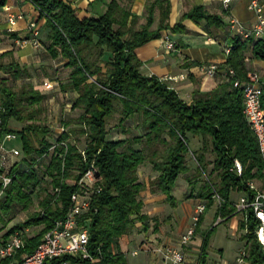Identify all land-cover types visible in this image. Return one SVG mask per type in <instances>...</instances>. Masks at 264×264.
I'll list each match as a JSON object with an SVG mask.
<instances>
[{
    "label": "trees",
    "instance_id": "16d2710c",
    "mask_svg": "<svg viewBox=\"0 0 264 264\" xmlns=\"http://www.w3.org/2000/svg\"><path fill=\"white\" fill-rule=\"evenodd\" d=\"M5 1L0 0V7ZM134 2L92 0L89 2L91 13L79 16L68 0H31L38 20H44L45 40L41 48L52 59L64 60L70 69L61 87L76 93L71 108L80 113L60 120L64 127L61 134L52 133L45 116L47 95L32 83L14 90L0 77V140L11 131V121L21 125L17 131L20 159L11 167L12 182L0 195V238L22 231L23 252H31L52 222L65 215L70 195L78 189V179L94 164L99 176L95 185L98 191L89 190L90 207L79 218V225L89 232L91 258L70 257L69 262L126 264L119 248L120 238L136 230L138 225L144 233L149 229V218L140 196L145 185L138 170L150 165L154 172L148 180L150 191L163 193L166 202L175 206L171 190L177 177L188 173L187 161L193 159L188 136L199 137L201 141L196 157L191 152L197 170L205 173L206 166L212 164L209 175L215 178L214 183L207 177L197 193L196 197L205 200V206L195 223V232L206 209L213 204L215 193L219 197L216 214L227 221L234 211L232 192L247 191L249 180L259 184L260 190L264 189V161L242 112V88L233 87L232 79L222 78L213 90L194 89L191 100L185 101L166 80L141 74L142 63L135 54L137 47L160 38L163 30L173 34L186 31L185 20L205 21L209 27H219L224 25L222 17L197 4L170 26L171 0H146L145 22L135 28L141 15L133 11ZM7 35L16 36L15 33ZM229 40L226 67L235 71L234 79L243 81L248 71L247 52L252 58L264 61V39H246L232 32ZM12 55L10 49L1 52L0 58ZM0 72L12 80L30 77L26 65L13 57L8 63L0 60ZM114 117L116 122L112 128L123 135L117 139L108 136V122ZM131 127L138 133L134 134ZM82 136L84 145L80 149ZM54 139L56 146L49 152ZM62 141H66L63 159L59 156L64 152ZM208 153L213 157L209 162L206 161ZM44 154V158L36 161ZM234 159L242 165L239 176L229 170ZM188 182L192 194L195 184ZM55 188L59 191L54 192ZM83 190L84 187H79V193ZM19 212H26V218L7 228ZM257 223L248 211L238 224L245 231L242 240L248 264H264V254L255 238ZM213 228L202 240L199 264L205 263L207 239ZM0 264H8V260L2 259Z\"/></svg>",
    "mask_w": 264,
    "mask_h": 264
},
{
    "label": "built area",
    "instance_id": "2783aa9c",
    "mask_svg": "<svg viewBox=\"0 0 264 264\" xmlns=\"http://www.w3.org/2000/svg\"><path fill=\"white\" fill-rule=\"evenodd\" d=\"M19 1L29 3L31 0H6L5 4L0 7L6 13V22L8 27L6 33H14L17 31V22L23 19L22 12H13V4ZM224 7H228L230 0H221ZM248 9L254 13V24L250 28L244 27L236 20H232L230 28L243 38H262L264 39V6L259 0H249ZM25 33L13 38V45L19 48L30 46L33 49L41 48L40 41V25L37 19H28L24 27ZM165 47L169 51L175 50V43L171 40L168 32L162 34ZM230 46H225L224 53L227 55ZM198 71L204 77H214L221 72L222 78L232 79L233 87L242 88V104L243 115L247 125L256 137L259 152L264 161V72L257 70H249L246 73L245 80L235 78V71L230 67L221 68L218 64H203L198 66ZM187 75L180 73L176 76L160 77L166 81H176L184 79ZM44 88L51 89L55 86L53 82L45 80ZM1 110V105H0ZM10 128V127H9ZM11 131L5 133L0 140V195L3 190L12 182L14 175L11 174V167L19 161L21 150L17 147L6 146L9 140L18 138L17 131L20 130L10 128ZM64 127L58 128L55 134H61ZM56 137V136H55ZM57 138V137H56ZM53 145L49 152L56 146V139L52 140ZM64 147V152L59 156L64 157L66 151V141L60 143ZM191 154L193 160L194 156ZM46 154L37 157L36 161L44 158ZM236 175H241L242 165L238 159L233 160V164L229 169ZM99 181L97 169L94 164L84 171L80 179L77 181L78 189L70 195L69 205L62 218L55 219L51 228L43 234L39 243L31 252H23V232L15 231L7 238H0V260L7 259L8 264H70V257H79L81 259L91 258L88 252V229L79 225L81 214L88 211L90 207V189H95L96 183ZM79 187H84L82 193H79ZM247 191H241L239 197L233 201V216L240 214L243 219L246 218L248 211H251L258 221L255 229V238L260 245V249L264 254V190H260L253 180L246 182ZM88 190V191H87ZM59 188H55L54 192H58ZM252 191V195L249 193ZM214 199L219 204V197L215 193ZM204 204L197 205L192 217V222L178 236L175 243L164 244L154 250L160 256L163 264H199L193 261L186 252V247L190 244L195 234V223L199 214L204 210ZM225 220L220 215L215 217V223L218 224ZM24 232H28L25 229ZM68 257V259H64ZM246 251L242 249L235 258L234 264H248L246 261Z\"/></svg>",
    "mask_w": 264,
    "mask_h": 264
},
{
    "label": "crops",
    "instance_id": "0c3cea01",
    "mask_svg": "<svg viewBox=\"0 0 264 264\" xmlns=\"http://www.w3.org/2000/svg\"><path fill=\"white\" fill-rule=\"evenodd\" d=\"M91 1L79 0V16H87L91 13V6L89 5ZM145 1L135 0L132 8L137 15H142L141 11ZM259 1L264 6V0ZM248 3L249 0H230L228 7L225 8L221 0H171L168 20L170 26L177 23L184 12H187L197 4L202 5L211 14L220 15L224 25L209 27L205 24V21L194 23L190 20H185L183 24L187 29L186 31L169 34L171 40L175 43L174 51L166 49L162 34L168 31L163 30L160 38L151 40L135 49V54L142 63L140 67L141 74L145 76L166 77L185 73L187 76L184 79L172 82V87L177 91L180 98L185 101H187L186 97L191 100V94L194 89H198L201 92L213 90L220 81L224 80L222 79L221 72H218L214 77H204L198 71V66L213 63L218 64L221 68L227 66V55L224 53V48L230 45L229 37L234 32L230 28L231 21L236 20L246 28H250L254 24V13L248 9ZM12 6L13 12L17 13L20 11L23 13V19L17 22V31L14 32L16 36L23 35L25 33L24 27L26 21L31 18L37 19L38 13L29 3L23 1L14 3ZM72 6L75 7L74 5ZM0 14L1 25L6 22V13L0 8ZM38 23L41 30L42 24L40 20H38ZM7 27L8 24L5 28H0V32L6 34ZM154 27L155 24L153 25ZM245 64L248 71L257 70L258 72H264V61L252 58L250 52L246 54ZM109 137L117 139L123 137V135L116 129ZM143 168L154 176L150 165L141 167V169ZM138 176L146 184L140 196L144 203V212L149 218V229L144 233L140 231V225H138L136 230L120 238L119 248L125 255L126 264H163L160 256L154 250L164 244L175 243L178 236L191 224L196 206L205 204L204 199L196 197L202 186H200L201 183L197 182L192 194L188 193L191 209L186 216L181 217L170 211L163 193L159 191L151 192L149 190L148 181L144 179L143 171L141 174L138 172ZM185 180L187 181V179ZM233 195H236V197H233ZM239 195L240 192H232L230 200L233 202ZM212 205L215 206L216 210L214 211L215 218L218 202L214 200ZM214 218L212 226L214 225ZM201 224L195 232L194 237L199 234ZM154 226L156 227L155 231H153ZM231 228L237 233V220L231 223ZM200 250L201 246L194 247L191 243L186 247L188 256L195 262L198 261ZM239 252H237L236 256ZM235 258L229 262H221L219 260L213 261L210 264H234ZM204 264H209V261L205 260Z\"/></svg>",
    "mask_w": 264,
    "mask_h": 264
},
{
    "label": "rangeland",
    "instance_id": "374dc122",
    "mask_svg": "<svg viewBox=\"0 0 264 264\" xmlns=\"http://www.w3.org/2000/svg\"><path fill=\"white\" fill-rule=\"evenodd\" d=\"M68 1L75 6L79 15V0H68ZM134 3L132 4V7ZM102 8L100 7L101 10ZM141 13H142L141 18L138 20L137 24L135 25V28H138L140 24L145 22L144 7ZM39 20L40 23L42 24L40 41L43 45V41L45 40V31L43 28L44 20L43 19H39ZM6 26L7 23L5 22L0 25V28H5ZM168 33L170 34L169 31ZM0 38H1L0 53L12 49L13 51L12 57L15 60H17L21 65H26L28 73L30 74L29 78L22 77L18 80H12V78L8 74H3L0 72V77L3 78L6 81V83L9 86H11L14 90H18L24 84L32 83L35 89H38L39 91L47 95V98L44 101V106L46 108L45 116L47 118V124L49 125L52 133L58 131V128L62 126V122L60 120L67 119L69 117H73V118L77 117L80 111L78 109L71 108L72 102L77 97L76 93L70 91V89L63 90L61 87L62 85L61 83L64 84L66 82V79L70 72V69L65 66V61L59 58L52 59L47 54L44 47L38 49H33L30 46H25L22 48L16 47L13 45L12 37L8 36L7 34H2L1 32H0ZM12 57L5 56L3 58H0V60L4 63H8L12 59ZM45 80H49L50 82H53L55 86L51 89L44 88L43 82ZM167 82L170 86H172L173 81H167ZM186 99L187 101H190V98L186 97ZM115 122H116L115 117L109 120L107 126V128L109 129L108 136L112 135V132L116 130V128H112ZM9 127L18 129L21 127V125L19 123L11 121L9 123ZM131 129L134 134L138 133V131H136L135 128L131 127ZM188 139H189L190 150L196 157L197 150L201 146L200 138L199 137L191 138V136H188ZM80 141L81 144L79 145V147L80 149H82L84 145L83 136L80 137ZM6 146H10V147L13 146L21 149V143L18 139L7 141ZM187 156H189V154ZM212 158H213L212 155H210L209 153L206 155V161L209 162L212 160ZM187 162L189 166L188 173L184 175L182 174L179 175L175 180V183L171 190V195L175 198L176 204L175 206L172 207L170 204L167 203V207L170 209V211L181 217L186 216L191 209L189 205V195H188V193H190L191 188L187 181L191 180L192 181L191 185H194L197 182H199L201 183L200 186H202L204 185L208 177L212 182L214 181L215 183L214 175H209V172L212 168V164H208L206 166L205 173H202L197 170V163L193 161V159L188 160ZM142 171L145 177L144 179H147V181L149 180V178L153 177V175L144 168L143 169L140 168L138 170L140 174L142 173ZM185 179H187V181ZM142 182L146 187L145 182L144 181ZM257 185L259 186V184ZM233 197H236V195H233ZM235 199L233 201H235ZM214 211H216L214 205H211L206 209L199 234L196 235V237H194V239L191 240L190 242L194 247L201 246L204 235L209 231L211 227L214 226V228L209 233L205 248V252H206L205 260H208L209 264L212 263L213 261H219V260L221 262L232 261L235 258L237 252H239L242 249L246 251L245 241L242 240V235H244L245 231L241 230L238 227V224L243 219V215L237 214L227 221H223L221 223L214 224L212 226L213 218L215 216ZM25 218H26V212H19L15 216V218L8 224L7 228L14 224L21 223ZM234 220H237V233H235L231 228V223ZM214 223H215V218H214ZM29 233L32 234L33 230H30Z\"/></svg>",
    "mask_w": 264,
    "mask_h": 264
}]
</instances>
